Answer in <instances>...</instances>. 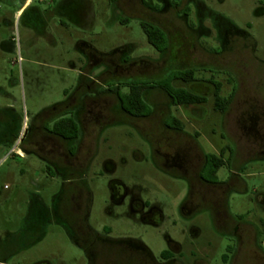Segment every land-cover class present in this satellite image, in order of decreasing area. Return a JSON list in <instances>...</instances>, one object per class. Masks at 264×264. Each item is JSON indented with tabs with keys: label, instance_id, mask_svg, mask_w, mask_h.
<instances>
[{
	"label": "rangeland",
	"instance_id": "obj_1",
	"mask_svg": "<svg viewBox=\"0 0 264 264\" xmlns=\"http://www.w3.org/2000/svg\"><path fill=\"white\" fill-rule=\"evenodd\" d=\"M141 21L163 32L159 48ZM209 79L233 94L225 113ZM135 84H148L141 110L125 101ZM169 86L207 101L174 105ZM72 100L74 154L56 138L41 160L35 116L71 115ZM226 145L246 159L237 172L227 149L204 165ZM232 222L264 252V0H0V264H153L137 243L157 264L164 250L167 264H264ZM89 231L98 239L84 246Z\"/></svg>",
	"mask_w": 264,
	"mask_h": 264
},
{
	"label": "trees",
	"instance_id": "obj_2",
	"mask_svg": "<svg viewBox=\"0 0 264 264\" xmlns=\"http://www.w3.org/2000/svg\"><path fill=\"white\" fill-rule=\"evenodd\" d=\"M140 25L142 27L143 32L146 35V38L148 42L155 47L159 48L162 41H164V34L163 32L156 26L151 25L148 22L141 21ZM161 50V49H160ZM194 69L190 68L187 69L183 75L181 80L183 82H190L196 80L193 76ZM172 79V78H171ZM176 79V78H175ZM210 84L212 85V98H213V109L214 111L218 113H225L227 109L229 108L233 94H229L228 96H224L221 94V83L218 81H214L213 79L208 80ZM145 88H148V84H135L130 86L128 94L125 95V101L135 110H141L143 109V102L141 100L142 92ZM166 93L171 98V102L174 105H193V104H202L207 101V96L204 94L193 92L186 87H177L172 88L169 86V89L166 88ZM123 102V100H121ZM67 113L59 116L58 118L52 120L51 125L48 128V132L59 139L68 141V153L70 155L74 154V151L76 149V145L73 141H75L79 136V123L75 116L73 115H66ZM171 123L173 124L174 129L181 130L182 129V123L175 117H172ZM230 150V146H225L220 150L219 157L214 154H208L204 156V165L212 164L217 169L221 164L223 163L222 156L224 153V150ZM231 156L229 155V159ZM66 227L71 233V236L78 241V243L84 242L82 241V238L80 239V236L76 235V230L72 225H67ZM90 236L86 239V245H92L95 240L98 239V235L96 233H93L91 231L88 232ZM82 244V243H81ZM139 246L142 249H145V247L139 243ZM160 256L167 260L171 257L170 252L168 250H164L161 252Z\"/></svg>",
	"mask_w": 264,
	"mask_h": 264
},
{
	"label": "flooded vegetation",
	"instance_id": "obj_3",
	"mask_svg": "<svg viewBox=\"0 0 264 264\" xmlns=\"http://www.w3.org/2000/svg\"><path fill=\"white\" fill-rule=\"evenodd\" d=\"M72 101H70V103ZM74 103L75 104H71L72 106L69 108L67 107L68 105L66 103L65 110L63 109H60V110H63V112L70 111L71 115L78 117L79 109H81V105L76 104V101H74ZM118 103H120V101H118ZM51 119H52V113H50L47 109L42 110L35 116V119H34L35 121H33V125L31 126V131L35 132L34 140L32 141V146L35 150H37V153L39 152L38 157L41 158V160H46L48 156L50 157L51 152H52L53 139L54 140L56 139V137L52 136L48 132V128L52 122ZM40 152H43L44 156H42ZM209 197L211 200H213L214 205L220 204L219 193L217 192L210 193ZM143 205L144 204L140 201L139 202L137 200L133 201L132 211L133 212L141 211L143 209ZM213 211H214L213 215L216 216V220H217L216 222H219V223L223 222L224 224H229V222H231L229 219H227L226 213L223 211H219L217 207L213 209ZM142 215H144L145 219H148V214L142 213ZM229 226H231L232 232L235 234L237 238L236 240L237 242H239V244L243 243L249 247L255 248L256 249L255 251L257 252L256 256L258 257L260 256L264 259V252L260 250V242H258V239L256 237V232L252 228V226L250 227V225L248 224H241L237 222H232L231 225ZM246 228H248V230L252 231L253 233V237L251 241H248V242H246V240H244V237H243L244 235L243 230ZM171 245L174 246V243L172 242ZM230 253L232 254V250H230ZM233 257H234L233 255L232 256L225 255L222 258L224 259V262H228L229 260H232Z\"/></svg>",
	"mask_w": 264,
	"mask_h": 264
},
{
	"label": "crops",
	"instance_id": "obj_4",
	"mask_svg": "<svg viewBox=\"0 0 264 264\" xmlns=\"http://www.w3.org/2000/svg\"><path fill=\"white\" fill-rule=\"evenodd\" d=\"M28 2V1H27ZM79 123V122H78ZM79 129H80V132H79V136H78V138L80 137V134H81V128H80V125H79ZM77 138V139H78ZM227 146V145H226ZM228 150V149H227ZM239 149H237V148H232L231 147V151L230 150H228V153H229V155L231 156V158H230V160L232 159V161L234 162V164H236V165H234V171L235 172H237L238 171V169H240V167H241V165H242V163H243V161H245L246 159H244L243 161H240V157H239V155H238V151ZM18 153V157H22V158H24L25 156H27V150L25 149V148H22V149H16L15 150V152H14V154H17ZM235 174V173H234ZM227 181V180H226ZM225 181V182H226ZM222 184V183H221ZM221 187H225L226 186V183L224 184H222V185H220ZM12 235V233L11 232H9V231H6L5 232V237L6 238H8L9 236H11ZM136 246H137V248L141 251V252H143L147 257H149L150 259H151V261L153 262V264H157L156 262H155V260L153 259V257H152V255H151V253H150V251H149V249L146 247V246H144L145 247V249H142L140 246H139V243H137L136 244ZM173 259H171V258H169L168 260H166V262H164V263H162V264H167V262H169V261H172Z\"/></svg>",
	"mask_w": 264,
	"mask_h": 264
}]
</instances>
